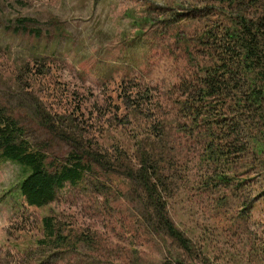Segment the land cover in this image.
Returning <instances> with one entry per match:
<instances>
[{"label": "rangeland", "instance_id": "obj_1", "mask_svg": "<svg viewBox=\"0 0 264 264\" xmlns=\"http://www.w3.org/2000/svg\"><path fill=\"white\" fill-rule=\"evenodd\" d=\"M201 1L0 0V103L16 114L27 138L52 156H65L71 145L43 124L45 109L37 98L65 118L82 105L84 122L67 118L61 124L93 149L116 153L124 143L133 147L132 129L142 135L146 120H125L122 109L113 115L122 104L121 89H137L132 85L138 83L156 97L166 96L188 74L183 40L202 24L195 10L205 5ZM30 69L46 72L33 89L18 84L27 82ZM248 131L257 132L253 126ZM184 137L172 130L168 208L192 252L166 232L130 228V221L138 224L139 216L150 215L142 209L138 185L130 186L126 177L129 159L112 175L97 170L96 178L80 185L67 183L54 201L37 207L19 190L28 169L0 156V264H264V154L250 143L242 157L231 155L230 165L216 167L203 160L199 143ZM221 170L228 182L205 189L203 181H216ZM49 214L66 233L98 239L102 251L95 243L77 245L74 237L62 247L43 245L42 218Z\"/></svg>", "mask_w": 264, "mask_h": 264}, {"label": "trees", "instance_id": "obj_2", "mask_svg": "<svg viewBox=\"0 0 264 264\" xmlns=\"http://www.w3.org/2000/svg\"><path fill=\"white\" fill-rule=\"evenodd\" d=\"M201 2L205 5L195 10L200 13L202 24L195 30L196 34L186 35L183 40L190 59L188 74L181 75L166 96L156 97L151 89L138 83L132 85L137 89L126 91L124 86L121 89L122 104L114 106L113 115L122 109L125 120L136 122L139 117L146 120L142 123V128L146 126L142 135L139 129H132L133 147L124 143V150L115 148L116 153L111 148L93 149L62 128L61 122L67 123V118L85 121L79 116L82 105L76 109L78 113L70 112L65 118L59 110L48 112L43 101L37 98L45 109L43 124L55 137L71 145V151L65 156H52L41 144L36 145L27 138V129L16 114L0 103V156L28 169L19 183L20 193L28 205H47L67 183L80 185L91 175L96 178L97 170L99 175H112L123 160L129 159L126 177L130 186L138 185L142 209L150 215L146 219L139 216L138 224L130 221V228L143 234L166 232L178 240V247L185 252L194 250L186 233L172 220L168 208V199L173 195L171 171L175 168L172 130L192 144L199 143L203 160L216 167L217 163L220 167L230 165L231 155L242 157L239 154L246 153L244 148L250 149V143L255 153L264 154L263 0ZM31 72L27 82L18 84H25L28 89L41 85L45 70ZM246 114L252 115V119H246ZM252 126L257 130L255 134L248 131ZM212 179L216 181H203L205 189L216 186L217 181L225 182L229 179L228 172L221 170ZM154 219H158L156 226L152 223ZM42 222L43 245L62 247L74 237L77 245L95 243L98 250L103 249L91 235L66 233L54 214L44 216Z\"/></svg>", "mask_w": 264, "mask_h": 264}]
</instances>
